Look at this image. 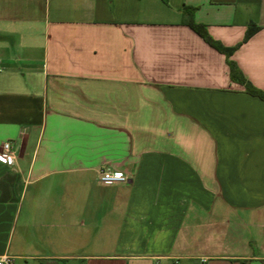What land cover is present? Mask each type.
Here are the masks:
<instances>
[{
  "label": "crops",
  "instance_id": "0c3cea01",
  "mask_svg": "<svg viewBox=\"0 0 264 264\" xmlns=\"http://www.w3.org/2000/svg\"><path fill=\"white\" fill-rule=\"evenodd\" d=\"M187 18L264 92V0H0V257L264 264V101Z\"/></svg>",
  "mask_w": 264,
  "mask_h": 264
},
{
  "label": "trees",
  "instance_id": "16d2710c",
  "mask_svg": "<svg viewBox=\"0 0 264 264\" xmlns=\"http://www.w3.org/2000/svg\"><path fill=\"white\" fill-rule=\"evenodd\" d=\"M184 12L189 16L191 8H183ZM185 23L187 26H189L197 35H199L205 43H207L209 46L217 50L218 52L224 54L227 59V65L229 67V75L232 81L242 85L244 87V90L247 94L257 97L264 101V92L253 87L241 74L240 70L236 66V64L231 61L229 58L234 51V48H225L222 47L218 42L212 40L208 34L206 33L203 26L193 23L190 18H187L185 20ZM257 31V28H255L253 25H249L243 41H246L249 37H251L255 32Z\"/></svg>",
  "mask_w": 264,
  "mask_h": 264
},
{
  "label": "built area",
  "instance_id": "2783aa9c",
  "mask_svg": "<svg viewBox=\"0 0 264 264\" xmlns=\"http://www.w3.org/2000/svg\"><path fill=\"white\" fill-rule=\"evenodd\" d=\"M0 162L9 166L14 165L15 157L11 152V144L6 142L1 146ZM98 180L102 184H125L129 181L128 177L122 172L102 170L98 174ZM0 264H14L13 258L9 256L0 257Z\"/></svg>",
  "mask_w": 264,
  "mask_h": 264
}]
</instances>
